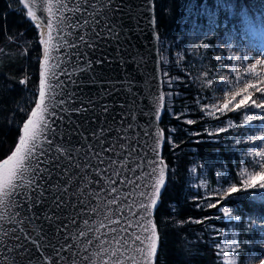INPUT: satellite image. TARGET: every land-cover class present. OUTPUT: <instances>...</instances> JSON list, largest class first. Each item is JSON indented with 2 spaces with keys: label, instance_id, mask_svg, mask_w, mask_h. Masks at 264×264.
<instances>
[{
  "label": "trees",
  "instance_id": "obj_1",
  "mask_svg": "<svg viewBox=\"0 0 264 264\" xmlns=\"http://www.w3.org/2000/svg\"><path fill=\"white\" fill-rule=\"evenodd\" d=\"M155 3L166 74L162 126L168 165V181L156 213L160 235L157 264H242L245 255L256 254V245L263 242L264 203L248 197L259 195L262 189L236 196H227L226 189L233 184L243 189L245 169L251 165L244 135L252 125L250 119L259 117L260 110L250 105L209 116L213 84L199 79L185 58L178 63L169 54L174 48L183 51L187 31L200 8L214 12L227 31L252 30L263 21L264 0ZM18 6V0H0V161L19 142L23 122L39 92L40 31L24 9L17 11ZM25 77L27 82L21 84ZM246 115L248 122L244 121ZM188 119L194 123L189 125ZM221 128L225 130L221 132ZM210 204L216 207L210 208Z\"/></svg>",
  "mask_w": 264,
  "mask_h": 264
},
{
  "label": "snow or ice",
  "instance_id": "obj_2",
  "mask_svg": "<svg viewBox=\"0 0 264 264\" xmlns=\"http://www.w3.org/2000/svg\"><path fill=\"white\" fill-rule=\"evenodd\" d=\"M83 2L92 9L91 13L87 9L82 12L80 5H76L72 9L76 13V18L71 21L70 25L80 30L76 33V41L79 43L69 42L65 36L61 35L63 27L69 26L65 24L67 17L61 16L55 20L42 18L43 24L38 22V27L46 25L49 29L47 35H42L39 41L45 45L44 61L41 62L37 58V62L41 65L39 98L35 102L36 107L31 109L30 117L23 122L22 135L15 151L3 163H0V193H2L0 203L3 202L4 197L15 196L19 210L14 215L20 216L19 219L11 220L12 224L17 227L0 228V233H2L0 245H3L4 237L15 241L8 251L16 250L20 257L19 264H44L45 261L48 264H56V261L52 259L53 255L61 260L65 259L60 256V253L74 246L65 243L68 239L67 234L64 233V229L67 228L65 220L75 222L70 215H65L66 209L75 207L68 204V196L82 195L79 191L80 181L83 179L86 168H91L98 176H103L108 171H111L114 176L122 175V172L112 167L114 162L110 158H107L109 167L105 169L99 167L100 164L105 163L106 158L103 157V152L115 151L116 147L115 141L112 142L111 148L103 147L108 139L105 134L113 130L117 133L126 131V129L117 128L114 123L117 117H121L120 124L125 123L123 119L125 116L134 121L136 112L139 110L136 91L133 89L136 79L133 69H137L142 60L139 49L142 46V33L147 30L144 26L149 23V20L153 22L151 16H148L147 20L143 19L148 15L151 5L147 4L146 0L129 3H117L116 0H96L99 7L93 3V0H83ZM52 7L53 5H49L50 13ZM60 7H66V5L61 4ZM101 9L105 10L101 11ZM28 14L31 16L32 12L29 11ZM52 15L55 14L52 13ZM54 28L58 29L55 37L53 36ZM85 29L87 33L82 34ZM71 34L70 32L69 35ZM64 48L77 49L72 55H75L78 61L81 57L84 59V65L78 66L77 70L85 73L87 78L79 81L73 80L71 79L72 74L61 68V72L71 80L72 84L76 85V89L57 92V89H63L64 82L58 79L59 73L56 69L60 68L61 62L53 55V52ZM50 61H55V63H49ZM255 68L256 65L248 71L254 72ZM54 79L55 84L51 83ZM20 83L23 84L24 81ZM209 83L211 84L212 81L210 80ZM117 85L120 87L118 88ZM248 89L260 92L261 99H264V89L248 84L245 89L246 95L237 101L239 92L231 97H227L226 94L223 105L217 109L213 104L214 111L208 112V115H214L215 111L221 113L237 111L250 105L264 110V103H256ZM118 92L123 96V103L116 95ZM58 96L67 97V99H58ZM160 99H163L162 95ZM233 101L237 102L233 103ZM230 105H232L231 108ZM160 106L158 104L156 107V119L159 118ZM116 108H120L121 111H115ZM57 109L66 114V119L65 115H59L58 119L62 124L59 128L56 125ZM74 115L75 118H73ZM260 119L264 120V115H261ZM244 121L248 122L247 115ZM187 123L190 125L194 121L188 119ZM127 127L131 129L134 124L128 123ZM224 130V128L220 129L221 132ZM236 143L240 144V141L237 140ZM156 144L158 146L159 140ZM120 146L124 147L123 144ZM256 155L264 157V151ZM261 167L264 168V165ZM156 171L157 169L153 167V173ZM257 179L264 181V172L249 176L244 181L243 189L233 184L226 189V195L236 196L242 191L245 193L250 189H256ZM95 182L99 183V181ZM163 182L164 171L160 168L155 193H159V186ZM106 183L108 193L105 195L116 194L111 195L107 203L116 204L117 210L124 213V208L120 205L130 207L127 197H120V190L114 187L116 180L107 177ZM70 186L74 189L71 193H69ZM259 189H264V182L259 183ZM134 191H139L135 185ZM92 195L98 196L99 193L93 192ZM141 195L150 200V203L147 200H141L139 219L134 222L141 225L144 231H148L147 225L150 221L147 218L156 200L154 195L149 196L147 193H141ZM209 207L215 208L216 205L210 204ZM220 210L223 211V209ZM90 211L95 212L96 209L91 208ZM20 212H23V215H20ZM224 215L231 216V213L225 212ZM105 219L111 221L110 216ZM124 219L131 220V216L124 213ZM84 223L87 224L88 221ZM128 226L131 227V224ZM99 227H104L103 221ZM126 230L125 228L112 229L117 234L114 239ZM79 235L84 236L85 232L82 230ZM136 239L139 241L140 235H137ZM148 240L150 241L148 255L151 256L155 252L154 227ZM88 243H91V240ZM98 243L101 245V250H104V242L98 240ZM124 243L126 244L127 240ZM144 251V248H140L137 254H142ZM113 254L115 255V252Z\"/></svg>",
  "mask_w": 264,
  "mask_h": 264
},
{
  "label": "water",
  "instance_id": "obj_3",
  "mask_svg": "<svg viewBox=\"0 0 264 264\" xmlns=\"http://www.w3.org/2000/svg\"><path fill=\"white\" fill-rule=\"evenodd\" d=\"M20 2L28 13L29 11L32 12V15L29 16L28 14V16L36 27H38V22L43 24L42 18L55 20L61 16L67 17L68 19L65 20V24L69 26L63 27L61 35L65 36L69 42L75 41L76 43H79V41H76V33L80 30L70 26L71 21L76 18V13L72 9L76 5H80L82 12L84 9H87L89 13L92 11L83 0H59V2L58 0H20ZM116 2L129 3L136 2V0H116ZM93 3H96V0H93ZM146 3L151 5V9L143 19L147 20L148 16H151L153 22L149 20V23L144 26L147 30L142 33V46L139 49L142 60L138 68L133 69V75L136 77L133 89L136 91L137 108L139 110L136 112V119L134 121L130 117L125 116L123 117L125 123L120 124L121 117H117V120L114 122L117 128H123L126 131L117 133L116 130H113L105 134L108 139L105 141L103 147L111 148L113 141H115L116 147L115 151L103 152L102 155L106 158L105 163L99 165L101 169L109 167L107 158H110L114 162L112 167L122 172V175L114 176L111 171H108L103 176H98L91 168L85 169L79 189L82 195H69L68 204L75 207H70L65 212L66 216L70 215L75 221L73 223L67 219L65 220L67 228L64 229V233L68 236L65 243L66 245L74 246L70 249L66 248L65 251L60 253V256L65 258L63 260L53 255L52 259L56 261V264H157L160 235L156 222V213L161 204L162 195L168 181V165L163 154L166 135L162 126L166 103L162 78L156 3L155 0H146ZM61 4L66 5V7H60ZM49 5H53L51 13L48 11ZM96 6L99 7V4L96 3ZM104 10L101 9V11ZM52 13L55 15L53 16ZM38 28L42 29V27ZM43 28L42 35L46 36L49 29L46 25ZM57 32L58 29L54 28V37L57 35ZM70 32L72 33L71 35H69ZM86 33L87 29L82 34ZM44 48L45 45H43L41 62L44 61ZM76 51L77 49L74 48H64L53 52V55L58 57L61 62L60 68L56 69L59 73L58 79L64 82L63 89H57V92H68L69 90L74 91L76 89V85L72 84L71 80L61 72V68L71 73V79L73 80L79 81L87 78L85 73L77 70L78 66L82 67L84 65V59L81 57L78 61L76 56L72 55ZM49 63H55V61H50ZM55 82V79L51 81L53 84ZM117 87L119 88L120 85H117ZM116 95L120 97V102L123 103V96L119 92ZM161 95L163 96L162 100L160 99ZM57 98L67 99V97L59 96ZM158 104L161 106L158 114L159 118L156 119V107ZM115 111L120 112L121 109L116 108ZM30 115L31 113L27 119ZM59 115H65L66 119V114L61 113L57 109V128L62 126L61 121L58 119ZM73 118H75V115ZM128 123H133L134 127L128 129ZM22 131L23 126L21 128V135ZM157 140H159L158 146L156 144ZM121 144L124 147H121ZM154 148L155 151H153ZM15 149L16 147L11 154ZM9 156L1 160L0 163H3ZM153 167L157 169L155 173H153ZM160 168L164 171V182L160 184V191L157 194L155 193V185L159 179ZM107 177H111L117 181L114 187L120 190V197H127V203L130 207H124L123 204L120 207L124 208V213H128L131 216V220L124 219V213L117 210L116 204L110 205L107 203L111 195H116L115 193L109 196L105 195L108 193ZM95 181H99V183ZM134 185L139 191H134ZM73 191V187L70 186L69 193ZM93 192L99 193V195L94 196L92 195ZM141 193H147L149 196L154 195L156 200L147 218L150 221L147 225L148 231H144L141 225L134 222L139 219L138 214L141 211L139 207L141 200H147ZM81 201H85V203H81ZM147 202L150 203V200H147ZM117 203L119 204L120 201L118 200ZM91 208H95L96 211H90ZM18 210L19 207L15 196L9 195L4 197L3 202L0 203V217H2L0 218V228L9 229L17 227V225L12 224L11 220L20 218V216L14 215ZM20 215H23V212H20ZM108 216L111 217V221L105 219ZM84 221H88V223L85 224ZM101 221L104 222V227H99ZM116 221H119V223H116ZM129 224H131V227L128 226ZM153 227L155 229V252L149 256L150 241L148 237L151 235ZM98 228L99 230L97 231ZM117 228H125L127 230L121 232L119 237L114 239L117 234L112 229ZM82 230L85 232L84 236L79 235V232ZM137 235L141 237L139 241L136 239ZM0 236H2V233H0ZM3 239V245H0V264H19L20 257L17 255L16 250L8 251V248L15 241L9 237H4ZM89 240H91V243H88ZM98 240L104 242V250H101ZM125 240H127L126 244L124 243ZM140 248H144L145 251L142 254H137V250ZM114 252L115 255L113 254ZM44 264H48V262L45 261Z\"/></svg>",
  "mask_w": 264,
  "mask_h": 264
},
{
  "label": "rangeland",
  "instance_id": "obj_4",
  "mask_svg": "<svg viewBox=\"0 0 264 264\" xmlns=\"http://www.w3.org/2000/svg\"><path fill=\"white\" fill-rule=\"evenodd\" d=\"M18 2L19 7L26 11L20 0ZM262 12L264 16V10ZM26 14L28 15L27 11ZM199 14V16H195L192 28L187 31L183 51L172 49L169 54L171 58L178 63L180 59L185 58L195 67L199 79L206 82L212 81V105H216L217 109L225 102L226 94L227 97H231L239 92L240 95L237 96V101L246 95L245 89L248 84H254L264 89V60L257 58L258 56H264V18L262 23L256 25L252 30L227 31L224 21H221L214 12L209 11L206 7L200 8ZM39 31L41 39L40 28ZM42 45L41 48H43ZM254 65H256L254 72H249L248 70L252 69ZM165 77L166 74L163 73L162 68L163 84ZM248 91L251 92L256 103H264L260 92L253 89H248ZM166 101L165 93V103ZM237 101H233V103ZM229 107L231 108L232 105ZM259 110V117L250 119L252 125L244 135L249 143L247 154L251 158V165L245 169L246 179L251 175L264 172V168L261 167L264 165V157L256 155V153L264 151V120L260 119V116L264 115V110ZM212 111H214L213 108ZM217 112L219 111H215V113ZM229 112L231 111H225L224 113ZM235 130L237 133V129ZM261 182L264 181L259 179L255 181L257 188H259ZM248 197L264 203V189L260 190L259 195L250 194ZM256 247V254H246L242 264H264V237L263 242L258 243Z\"/></svg>",
  "mask_w": 264,
  "mask_h": 264
},
{
  "label": "built area",
  "instance_id": "obj_5",
  "mask_svg": "<svg viewBox=\"0 0 264 264\" xmlns=\"http://www.w3.org/2000/svg\"><path fill=\"white\" fill-rule=\"evenodd\" d=\"M17 9H18L17 11L19 12V11H20V9H21V7H19V6H18V8H17ZM22 80L24 81V83H23V84H25V83L27 82V81H26V80H27V77L23 78Z\"/></svg>",
  "mask_w": 264,
  "mask_h": 264
},
{
  "label": "clouds",
  "instance_id": "obj_6",
  "mask_svg": "<svg viewBox=\"0 0 264 264\" xmlns=\"http://www.w3.org/2000/svg\"><path fill=\"white\" fill-rule=\"evenodd\" d=\"M258 59L264 60V56H258Z\"/></svg>",
  "mask_w": 264,
  "mask_h": 264
},
{
  "label": "bare ground",
  "instance_id": "obj_7",
  "mask_svg": "<svg viewBox=\"0 0 264 264\" xmlns=\"http://www.w3.org/2000/svg\"><path fill=\"white\" fill-rule=\"evenodd\" d=\"M43 29H44V28L42 27V29H41V36H42V31H43Z\"/></svg>",
  "mask_w": 264,
  "mask_h": 264
}]
</instances>
